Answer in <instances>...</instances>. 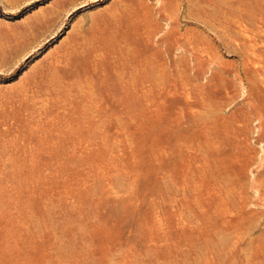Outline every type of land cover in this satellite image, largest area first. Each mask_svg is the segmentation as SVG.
Segmentation results:
<instances>
[{
	"label": "rangeland",
	"instance_id": "obj_1",
	"mask_svg": "<svg viewBox=\"0 0 264 264\" xmlns=\"http://www.w3.org/2000/svg\"><path fill=\"white\" fill-rule=\"evenodd\" d=\"M0 264H264V0H0Z\"/></svg>",
	"mask_w": 264,
	"mask_h": 264
}]
</instances>
